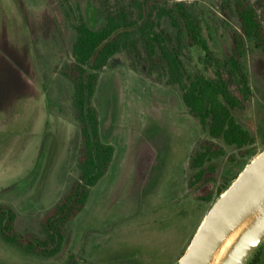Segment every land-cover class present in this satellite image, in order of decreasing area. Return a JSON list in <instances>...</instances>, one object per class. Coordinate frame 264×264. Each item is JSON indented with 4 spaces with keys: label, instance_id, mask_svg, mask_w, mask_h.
Listing matches in <instances>:
<instances>
[{
    "label": "rangeland",
    "instance_id": "obj_1",
    "mask_svg": "<svg viewBox=\"0 0 264 264\" xmlns=\"http://www.w3.org/2000/svg\"><path fill=\"white\" fill-rule=\"evenodd\" d=\"M77 1L94 29L110 14L123 11L138 20L152 11L155 28L176 45L178 30L157 13L182 1L220 61L233 53L232 34L239 31L225 0ZM248 2L264 31V1ZM61 3L0 0V203L16 210V228L24 233H41L40 217L77 177L79 129L60 70L71 60L78 10L74 0ZM48 41L55 46L49 56L39 54ZM52 51L58 60L46 76L41 67ZM181 57L190 74L213 76L198 48L184 46ZM148 60L138 42L133 52L114 54L99 73L92 104L114 154L67 223L60 251L31 254L0 238V264H176L220 191L263 150L264 48L247 41L240 59L251 94L233 114L254 137L242 148L211 138L188 112L180 89L151 72ZM207 143L213 148L199 171L192 158ZM254 256L255 264H264V240Z\"/></svg>",
    "mask_w": 264,
    "mask_h": 264
},
{
    "label": "trees",
    "instance_id": "obj_2",
    "mask_svg": "<svg viewBox=\"0 0 264 264\" xmlns=\"http://www.w3.org/2000/svg\"><path fill=\"white\" fill-rule=\"evenodd\" d=\"M74 1L78 16L73 24L75 35L69 51L71 60L64 62L60 74L69 83L74 121L79 129L77 177L61 200L40 217L41 233L18 231L16 210L7 203H0V238L28 253L46 257L60 251L67 223L83 208L90 188L106 173L112 160L114 147L102 139L100 120L92 98L99 73L117 52H133L140 42L149 58V70H155L166 84L180 89L188 112L211 138H219L237 148L254 142L250 131L233 114V111L244 107L251 94L249 78L240 60L245 53L246 42H251L256 48H264V31L248 0H225L233 6L239 31L232 34L233 53L221 61L213 59L199 23L182 1L169 10L164 8L157 13L158 17L167 16L178 30L177 45L168 33L155 28L152 11L140 13L138 20H129L123 11L110 14L99 29H94L83 18L78 1ZM184 46L196 47L203 52L206 61L213 67V76L208 73L190 74L181 57ZM54 47L49 41L45 42L39 54L49 56ZM57 55L52 51L50 59L42 64L41 69L46 76L49 75L47 69L58 60ZM47 98L50 99L49 96ZM202 148L192 158V166L199 171H202L203 162L213 147L207 143ZM256 261L254 256L248 264H255Z\"/></svg>",
    "mask_w": 264,
    "mask_h": 264
},
{
    "label": "water",
    "instance_id": "obj_3",
    "mask_svg": "<svg viewBox=\"0 0 264 264\" xmlns=\"http://www.w3.org/2000/svg\"><path fill=\"white\" fill-rule=\"evenodd\" d=\"M264 240V148L212 203L176 264H248Z\"/></svg>",
    "mask_w": 264,
    "mask_h": 264
}]
</instances>
